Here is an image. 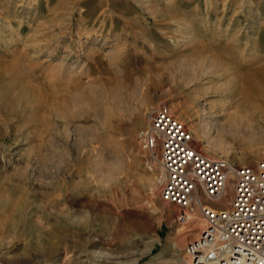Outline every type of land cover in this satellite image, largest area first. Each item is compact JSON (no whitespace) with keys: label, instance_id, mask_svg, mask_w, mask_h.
Listing matches in <instances>:
<instances>
[{"label":"rangeland","instance_id":"obj_1","mask_svg":"<svg viewBox=\"0 0 264 264\" xmlns=\"http://www.w3.org/2000/svg\"><path fill=\"white\" fill-rule=\"evenodd\" d=\"M161 104L264 159V0H0V264H183L203 217L138 143Z\"/></svg>","mask_w":264,"mask_h":264},{"label":"built area","instance_id":"obj_2","mask_svg":"<svg viewBox=\"0 0 264 264\" xmlns=\"http://www.w3.org/2000/svg\"><path fill=\"white\" fill-rule=\"evenodd\" d=\"M138 141L159 166L161 198L176 205L178 219L189 221L193 208L203 217L183 249V264H264V159L239 165L206 154L166 104L150 108ZM230 183L233 195L223 206Z\"/></svg>","mask_w":264,"mask_h":264},{"label":"bare ground","instance_id":"obj_3","mask_svg":"<svg viewBox=\"0 0 264 264\" xmlns=\"http://www.w3.org/2000/svg\"><path fill=\"white\" fill-rule=\"evenodd\" d=\"M243 76V75H242ZM251 76L249 77V74H247V76H243L241 77V80L244 81L247 84H253L255 86L254 83L250 82ZM246 85V84H245ZM158 182H160V179L158 180ZM160 184V183H159ZM228 194H229V190L226 189V192L224 194V197L221 199L220 202H223L225 200H228ZM230 200V199H229ZM195 217V216H194ZM198 217V216H197ZM204 225V224H203ZM137 259L140 258V256H142V253H137L136 254ZM163 259H164V254H160L159 256H157L154 260L153 263H163ZM137 261V260H136ZM152 264V263H151Z\"/></svg>","mask_w":264,"mask_h":264}]
</instances>
